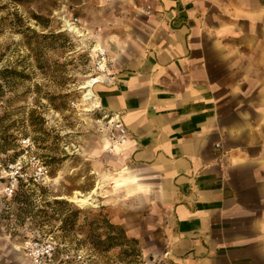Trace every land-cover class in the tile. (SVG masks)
I'll return each mask as SVG.
<instances>
[{
	"label": "crops",
	"instance_id": "obj_1",
	"mask_svg": "<svg viewBox=\"0 0 264 264\" xmlns=\"http://www.w3.org/2000/svg\"><path fill=\"white\" fill-rule=\"evenodd\" d=\"M118 2L92 92L126 136L91 193L144 264H264V0ZM0 264H27L1 224Z\"/></svg>",
	"mask_w": 264,
	"mask_h": 264
},
{
	"label": "rangeland",
	"instance_id": "obj_2",
	"mask_svg": "<svg viewBox=\"0 0 264 264\" xmlns=\"http://www.w3.org/2000/svg\"><path fill=\"white\" fill-rule=\"evenodd\" d=\"M117 3L0 0V153L11 157L19 140L30 137L49 168L44 185L0 208L15 252L22 239L52 234L58 253L83 254V261L64 264H144L134 238L121 237L108 251L97 244L106 236L102 221L114 223L100 194L91 193L101 183L99 163L111 153L105 147L111 135L108 118L82 99L83 85L94 73L95 45L109 43L110 30L126 21ZM73 209L80 213L71 225Z\"/></svg>",
	"mask_w": 264,
	"mask_h": 264
},
{
	"label": "built area",
	"instance_id": "obj_3",
	"mask_svg": "<svg viewBox=\"0 0 264 264\" xmlns=\"http://www.w3.org/2000/svg\"><path fill=\"white\" fill-rule=\"evenodd\" d=\"M150 13V7H147ZM77 19H74L76 21ZM72 21V23L74 22ZM94 73L91 75L90 94L82 99L89 101L94 108L101 110L100 105L95 101L92 86L97 83H107L113 80L106 61V49L98 46L94 52ZM86 84V83H85ZM107 117V116H106ZM114 130V143L121 145L125 141L126 129L118 114L110 116L109 121ZM111 151V149H110ZM49 180V168L38 155L36 147L30 137H23L19 140L18 147L9 158H0V185L5 200L13 199L17 191L28 188L34 190L44 185ZM16 251L21 252L27 260V264H55L56 262L83 261V254L79 250L65 248L60 253L59 244L52 234L26 238L14 246Z\"/></svg>",
	"mask_w": 264,
	"mask_h": 264
},
{
	"label": "trees",
	"instance_id": "obj_4",
	"mask_svg": "<svg viewBox=\"0 0 264 264\" xmlns=\"http://www.w3.org/2000/svg\"><path fill=\"white\" fill-rule=\"evenodd\" d=\"M35 190V189H34ZM34 190H30L28 188H24V189H20L19 191H17V193L15 194V196L13 197V199H18L19 197L23 196V195H26V194H30L32 193ZM29 196V195H28ZM54 203L58 204V205H61L63 208L66 206H69V204L66 202V201H60V200H54ZM80 213V210L78 209H73L72 211V219L69 220V219H65L63 220V223L64 225L66 223H68L67 221L69 220L71 223V225L73 224V221L74 219L78 216V214ZM103 224H104V227L106 228V236H105V240H102V241H97V244H100L103 246V249L104 251H108L109 249L113 248L114 246L120 244L119 243V238L121 237H125L124 233H123V230L118 227L117 225H114L112 223H110L109 221L107 220H103L102 221ZM96 223V220H91L89 221V224H95ZM114 232L116 235H112L111 233Z\"/></svg>",
	"mask_w": 264,
	"mask_h": 264
},
{
	"label": "bare ground",
	"instance_id": "obj_5",
	"mask_svg": "<svg viewBox=\"0 0 264 264\" xmlns=\"http://www.w3.org/2000/svg\"><path fill=\"white\" fill-rule=\"evenodd\" d=\"M90 85H91V80H89V79L86 81V84L83 85V87L87 88L86 94H90V92H91L90 88H88Z\"/></svg>",
	"mask_w": 264,
	"mask_h": 264
}]
</instances>
